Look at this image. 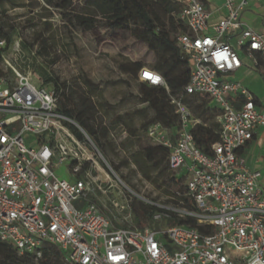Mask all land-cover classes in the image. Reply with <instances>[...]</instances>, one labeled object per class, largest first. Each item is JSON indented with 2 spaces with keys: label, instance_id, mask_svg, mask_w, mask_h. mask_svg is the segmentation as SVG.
<instances>
[{
  "label": "built area",
  "instance_id": "2783aa9c",
  "mask_svg": "<svg viewBox=\"0 0 264 264\" xmlns=\"http://www.w3.org/2000/svg\"><path fill=\"white\" fill-rule=\"evenodd\" d=\"M174 1L189 29L177 44L190 77L182 94L170 96L177 128L153 122L146 135L168 149L169 167L185 177L196 209L156 204L163 211L153 220L159 224L177 213L215 232L181 225L124 227L134 200H148L122 181L93 138L63 111L55 86L37 84L32 72L13 63L18 41L0 63V241L19 254L41 259L56 247L70 264H264L262 173L239 155L264 129V108L231 77L243 65L241 53L254 68L264 63V34L241 19L251 0H224L227 15L216 24L201 0ZM5 46L1 40L0 51ZM138 80L169 90L163 75L150 68H142ZM192 95L210 97L221 111L213 155L196 144L192 129L201 120L188 105ZM17 123L20 129L14 130Z\"/></svg>",
  "mask_w": 264,
  "mask_h": 264
},
{
  "label": "trees",
  "instance_id": "16d2710c",
  "mask_svg": "<svg viewBox=\"0 0 264 264\" xmlns=\"http://www.w3.org/2000/svg\"><path fill=\"white\" fill-rule=\"evenodd\" d=\"M42 1L45 3L44 9L49 11V15H51V9L60 10L63 13V18L83 30H94L98 23L97 16H101L110 29L128 31L135 38L143 41L148 46L149 51L152 52L155 65L150 68L142 62H135L132 67L125 66L124 70L131 72L137 80L140 70L145 67L156 70L163 75L169 90L164 86H153L138 80L141 91L140 100L147 105V108L154 111V118L151 123L160 122L166 127L177 128V116L170 104V96L183 93L191 72L189 62L177 44L178 36L189 32L187 24L180 17L181 6L177 2L174 0H87V8L77 12L73 0ZM201 1L207 4V0ZM153 2L169 18L168 22L153 14ZM22 7H25V4L20 0H0V41L5 40L6 42L5 48L0 51V63L2 54L10 51L17 39H20L21 51L31 55L32 45L29 37L22 38L23 32H21L19 23L14 22L9 15L10 10ZM29 22L32 23L33 27L36 26L33 19ZM44 25L46 29L52 28V23L48 20H45ZM35 39L38 43L42 42L43 51L49 48V38L44 33L36 32ZM263 64L261 62L262 66ZM22 66L23 68H33L40 80L37 84H54L61 96L63 111L87 131L110 161L109 155L117 152L115 144L110 138L111 127L104 121L102 109L106 103L102 100L96 102L93 98L94 94L99 95L98 86L89 79H84L89 90L80 92L69 81H62L59 76L53 75L46 67L39 65L36 60L25 61ZM176 69L184 72L186 78H182L181 74H176ZM3 74L5 73L0 68V75ZM187 102L195 117L201 120V123L192 129L196 144L205 154L213 155L212 146L220 140L221 123L218 118L221 111L208 96L192 95L187 98ZM145 112L146 110L140 111L142 114ZM147 127L145 124L144 128L147 129ZM135 134L136 130L131 128L128 137L131 138ZM168 153V149L163 146H148L141 153V158L136 157L135 163L142 171L143 176L161 190L159 197H166L165 203L196 209L194 201L186 195L185 177L176 175L170 169ZM125 163L127 162L124 161L122 164ZM115 168L119 170L120 165L116 163ZM149 169L156 172H149ZM168 169L172 171L173 175L166 172ZM123 177L132 182L130 177L125 175ZM162 211L163 209L155 205L134 200L132 203L134 225L123 226L153 227L155 226L154 215ZM167 220L176 225L197 227L203 233L215 232V227L198 225L195 219L184 218L177 213H172L171 218ZM0 264L70 263L65 261L64 252L56 247H49L41 259H36L29 254L21 255L13 245L0 241Z\"/></svg>",
  "mask_w": 264,
  "mask_h": 264
},
{
  "label": "rangeland",
  "instance_id": "374dc122",
  "mask_svg": "<svg viewBox=\"0 0 264 264\" xmlns=\"http://www.w3.org/2000/svg\"><path fill=\"white\" fill-rule=\"evenodd\" d=\"M20 2L24 3L25 7L12 9L9 15L14 22L19 23L23 32L22 38L29 37L32 48L31 55L22 52L20 48V52L16 54L17 60L13 63L24 73L32 72L36 83L40 82L38 75L32 67L23 68V62L36 60L39 65L46 67L53 75L59 76L62 81H69L80 92L89 90L84 79L96 84L99 95L94 94L93 98L96 102L102 100L106 103L102 109L104 121L111 127L110 138L117 152L109 155L112 167L131 190L148 201L141 198L135 200L155 206L169 205L165 203L166 197H159L161 190L143 176L135 163L136 157L141 158V153L146 147L155 146L147 137L144 128L145 124L147 126L151 124L154 111L141 102L140 82L131 72L125 71L124 67H132L135 62H142L145 66L153 68L156 62L148 46L128 31L110 29L101 16H97L98 23L94 30H83L63 18L60 10L51 9L49 15L42 0ZM87 2L73 0L75 10L78 12L87 8ZM7 6H10L8 2ZM152 9L154 15L168 22L169 18L154 2ZM32 19L35 27L29 22ZM45 20L52 23L51 29H46ZM36 32L44 33L49 38L50 46L46 51L42 50V42H36ZM18 41L20 39L15 42ZM175 73L181 74L182 78L185 77L184 72L180 70L176 69ZM45 87L54 88V85L45 84ZM142 110H146L145 114L140 113ZM131 128L136 130V134L131 138L123 137V130L129 134ZM13 129H20V124H15ZM25 137L28 138V135ZM124 161L127 163L122 164ZM116 163L120 165L119 170L115 168ZM149 172L156 171L149 169ZM166 172L173 175L169 169ZM123 175L130 177L132 182L127 181ZM101 200L102 203L108 201L106 197H102ZM79 203L81 200L77 202ZM133 219L132 213V219L122 224L132 226ZM174 225L176 224L164 219L159 224L155 223L153 227L160 230Z\"/></svg>",
  "mask_w": 264,
  "mask_h": 264
},
{
  "label": "crops",
  "instance_id": "0c3cea01",
  "mask_svg": "<svg viewBox=\"0 0 264 264\" xmlns=\"http://www.w3.org/2000/svg\"><path fill=\"white\" fill-rule=\"evenodd\" d=\"M206 8L211 12V24L218 23L227 15L224 0H207ZM244 26L264 34V0H251L249 7L242 13ZM232 43L236 41L233 38ZM243 65L231 74L234 80L241 81L258 101L260 109L264 108V64L254 68L251 59L241 53ZM249 169L260 170V185L264 189V129L257 130L254 138L239 151Z\"/></svg>",
  "mask_w": 264,
  "mask_h": 264
}]
</instances>
